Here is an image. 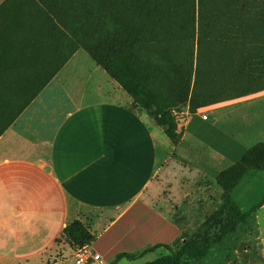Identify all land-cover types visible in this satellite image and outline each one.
Segmentation results:
<instances>
[{
  "label": "crops",
  "instance_id": "1",
  "mask_svg": "<svg viewBox=\"0 0 264 264\" xmlns=\"http://www.w3.org/2000/svg\"><path fill=\"white\" fill-rule=\"evenodd\" d=\"M100 98L55 77L19 115L0 110V264H76L62 242L75 222L104 264L168 255L222 205L218 176L264 143V90L195 102L174 138L129 94Z\"/></svg>",
  "mask_w": 264,
  "mask_h": 264
},
{
  "label": "rangeland",
  "instance_id": "2",
  "mask_svg": "<svg viewBox=\"0 0 264 264\" xmlns=\"http://www.w3.org/2000/svg\"><path fill=\"white\" fill-rule=\"evenodd\" d=\"M92 1L88 3L91 4ZM143 1L108 0V3L109 9L115 6V14L122 15L121 26L125 33L133 31L135 37L145 20L156 21L158 28H154L153 32H144L146 37L142 38L153 37L159 32L157 43L137 48L136 52L121 50L116 47L117 40L113 32L107 39L101 35L89 38L91 41L88 43L96 57L105 61L121 79L126 82L130 79L132 83L131 76H135L136 83L128 84L137 96V100H134L135 107L143 108L142 105H146L156 112L165 113L178 129L189 117L188 111H195V102L200 103L201 107H207L221 100L246 96L254 90L264 89V82L260 83L258 79H264V68L255 65L260 59L258 55L261 57L263 53L250 48L251 52L246 55L248 61L244 54L237 56L238 53L231 50L233 56L236 53L235 61L238 63L240 60L245 65L240 73L236 66L223 58L213 39L202 28L198 0H150L151 3L153 1L156 5L161 4L175 11L169 24V27H173V32L160 30L162 26L165 27L164 19L154 20L152 15L143 16L140 9ZM47 4H50L48 0H0V96L12 94L18 99L28 100L37 86L54 72L68 92L75 95L88 92L90 96L98 95V99H101L100 97L104 98L115 90L127 93L90 56L83 45L77 44L71 33L61 34V24H57L59 29L56 27L53 28L56 31H52L51 22L45 17ZM69 4L72 9L68 8V14H61L62 11L59 10L58 15L62 20L68 19L70 28L77 29V23L84 16L79 8L82 3L71 0ZM62 5L66 6L64 0H61V9ZM191 11L193 17L190 16ZM263 15L264 13L261 14ZM38 26L42 32L34 36L30 27ZM23 38L30 42L29 46L35 43H39V46L25 49L20 44ZM262 47L264 45L259 48ZM29 53L31 56L27 58ZM25 57L27 61L31 58L32 64L29 63L28 66L31 71L26 74L27 79H18V69L25 67ZM90 72H94L93 78L96 80L91 79ZM52 80L53 78L50 81ZM1 104L0 102V106ZM205 112L208 114V109ZM218 183L232 189L231 196L243 211H248L259 203L264 198V143L257 144L247 159L226 173ZM257 214L261 223L260 230L257 229L255 220L250 221L246 226H241L234 236L216 247V253L219 252L225 258L226 264H264V210L260 209ZM76 236L77 241L72 242L64 236L62 242L70 244L72 250L79 253L88 247L89 241L81 231ZM214 258L208 261H213ZM124 263L144 264L145 261Z\"/></svg>",
  "mask_w": 264,
  "mask_h": 264
},
{
  "label": "trees",
  "instance_id": "3",
  "mask_svg": "<svg viewBox=\"0 0 264 264\" xmlns=\"http://www.w3.org/2000/svg\"><path fill=\"white\" fill-rule=\"evenodd\" d=\"M88 1L91 0H77L78 3H82L79 8L84 15L77 23V29L70 28V24L67 21L68 19L66 18L62 20L58 15L59 10L62 11L61 14H64L72 9L69 4L71 0H64L66 6L64 7V5H62V9L61 0H48V3L50 4H47L48 10L45 17L49 18L52 31H56L53 28H58L57 24H61L62 28H60V31L62 35H70L71 33L73 37L76 38L77 44L83 45L82 47L90 54V56L95 58L97 63L113 78H115L123 86L126 92L136 101L137 96H135V93L131 91L128 85L130 83V79H128V82L124 81L118 76V74L112 71L110 66L105 61L99 60L96 57L93 48L88 44L89 41H91L89 38L92 39L97 35H101L104 39H107L113 32L116 35L115 38L117 40V48L136 52L137 48L158 42V36L160 35L159 32L155 33L153 37L142 38L146 37L144 32H153L154 28H158L157 22L145 20L144 26L141 28L143 32L141 30L136 31L138 35L135 37L133 31H126L125 33L123 27L121 26L122 15H118L119 13L115 14L117 11V7L115 6H111L109 9L110 4L108 3V0H93L91 4L88 3ZM192 1L197 2V0ZM198 3L200 8L199 18L201 20L202 28L207 32L211 39H213L218 50L223 55V58L229 64L236 66V69L242 73L245 69V65L240 60L238 63L235 61L236 53L233 56L231 50L233 52H237V56H239L240 53L244 54L245 60L249 61L247 56L249 55V52H251V48L257 49V51L259 53L261 52V54L263 53L261 57L257 53L260 59L257 60L255 65H257V67L264 68V48H259L264 45V15L261 16V14L264 13V0H253L252 2H250V0H222V2L216 0H198ZM94 5L96 6L91 10L90 8ZM140 9L143 16L148 17L152 15L154 20H165V27L162 26L160 29L162 32H173V27H169L171 17L175 14L173 9L170 7L166 8L161 4L156 5L153 1L151 3L150 0H144ZM134 16H137V14ZM190 16L193 17L192 11ZM65 21H67V23H64ZM30 28L35 33L34 36H38V33L42 32L40 26ZM120 33L121 35H119ZM42 36L43 34L41 33L40 37ZM193 38L195 40V35ZM110 39L111 38H109V40ZM28 43L30 42H26L23 38L20 44L25 49L39 46V43H35L33 46H29ZM30 56V53L27 54V58ZM154 58L156 61H159L157 56H154ZM24 60H26L24 65L25 67L18 69L17 78L25 80L28 78L26 74L31 71L28 66L32 63H30L31 58L27 61L25 57ZM260 70L262 71V69ZM54 74L55 72L47 79H44V81L37 86V90L34 91L32 97L28 100H21L15 96V101H9L6 97L7 94H5V96L1 95L0 102L2 104L0 106V110L5 112L10 109L13 112L16 111L15 115H19L48 85L50 80L55 77ZM258 79L260 83L264 82V79L261 77ZM131 82L132 83L130 84L136 83L135 76H131ZM142 107L147 111V114L155 120L158 127H160L169 137L174 138L177 128L165 113L156 112L155 110L148 108L146 105H142ZM13 119L14 115L11 118H8V121L2 126V128L4 129L10 121H13ZM249 153L250 151L248 152L247 157L249 156ZM242 162L239 161L235 163L219 175L218 181L220 182L226 173L234 169ZM256 170H263V168H256ZM222 187L224 188L223 203L220 208L206 221L201 229H199V231L193 236H185L184 241L180 243V246L175 251L170 250L168 255L162 256L147 264L225 263V258L219 252L216 253V247L223 244L226 240L235 235L241 226H245L256 217L257 213L264 206V198L259 203L253 205L250 210L243 211L232 198V189H227L224 185H222ZM80 231L86 235V239H88L89 244L93 242L94 236L81 222H75L68 226L65 229V236L74 242L78 240L76 235ZM212 257H215L214 260L208 261Z\"/></svg>",
  "mask_w": 264,
  "mask_h": 264
},
{
  "label": "built area",
  "instance_id": "4",
  "mask_svg": "<svg viewBox=\"0 0 264 264\" xmlns=\"http://www.w3.org/2000/svg\"><path fill=\"white\" fill-rule=\"evenodd\" d=\"M203 118L206 120L207 115H204ZM76 255V264H104L102 256L89 249V247L84 248Z\"/></svg>",
  "mask_w": 264,
  "mask_h": 264
}]
</instances>
